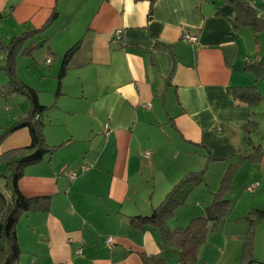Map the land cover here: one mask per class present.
I'll list each match as a JSON object with an SVG mask.
<instances>
[{
    "label": "crops",
    "instance_id": "1",
    "mask_svg": "<svg viewBox=\"0 0 264 264\" xmlns=\"http://www.w3.org/2000/svg\"><path fill=\"white\" fill-rule=\"evenodd\" d=\"M244 1L264 23V0ZM234 17L229 0H0L1 39L45 27L46 57L57 61L79 44L61 80L54 77L56 89L31 87L45 107L40 121L51 152L25 167L18 181L34 209L16 223V264H143L142 256H159V232L135 229L129 219L150 215L186 173L200 171L205 150L214 160L205 181L174 214H204L211 201L204 204L202 193L209 201L217 191L211 167L218 179L236 164L235 179L257 183L251 194L258 190L264 200V77L245 69L247 61L264 58L258 42L264 32L252 41L253 32L234 27ZM186 33L197 35L195 45L183 42ZM7 81L0 78V92ZM246 87L262 95L255 108L235 96ZM17 95L0 93V132L30 111L27 98L21 95L24 106ZM250 118L259 130L251 141L261 149L258 161L248 159L252 148L244 142ZM29 145V130L21 128L1 142L0 155ZM83 164L90 168L71 179ZM0 192L9 197L2 177ZM36 199L46 200L47 210ZM226 199L230 211L215 236L219 244L204 248L200 264L224 262L228 240L244 242L240 219L264 209L253 205L230 219ZM261 227L264 221L255 226L253 260L264 262V252L257 255L264 248Z\"/></svg>",
    "mask_w": 264,
    "mask_h": 264
},
{
    "label": "trees",
    "instance_id": "2",
    "mask_svg": "<svg viewBox=\"0 0 264 264\" xmlns=\"http://www.w3.org/2000/svg\"><path fill=\"white\" fill-rule=\"evenodd\" d=\"M235 10L234 27H249L255 40L258 34L264 32V23L256 17V10L244 0H229ZM45 30L27 29L9 39L7 43L0 38V51L4 54V63L1 68L8 77L7 84L0 92L2 94H20L27 98L30 111L21 120L0 132V144L10 134L21 128H27L30 135V145L27 148L13 150L0 155V164L4 165L3 174L6 190L9 197L0 192V264H16L20 256L15 227L19 216L34 209L33 200L23 197L18 189V181L22 177L25 167L41 161L51 149L45 145L43 137V124L40 118L45 111L38 101L37 91L26 83L18 80L15 73L16 61L19 57H29L31 53L44 46L47 42ZM79 44L70 48L61 59L57 81H60L69 60L77 51ZM52 61L46 63L47 58ZM57 58L48 55L44 65L50 66ZM245 69L250 70L256 77H264V58L254 62L249 60ZM235 96L242 102L255 108L260 100V95L254 87L236 88ZM244 142L250 145L251 155L258 161L262 156L260 147L252 146V136L259 133L255 119L250 118L242 127ZM53 150V149H52ZM205 165L200 171L186 173L181 180L167 193L164 200L153 209L148 216H136L129 219L131 227L144 231L147 228L157 230L161 237L159 256H142L143 264H200L199 252L207 241L212 231H219L230 211V202L226 199L233 178L238 170L236 164L230 165L224 172L216 192L212 193L211 203L206 207L202 216L192 218L185 226L170 229L168 222L174 217L175 210L184 205L193 189L205 181L208 165L213 160L209 150H205ZM256 161V162H257ZM40 209L47 210L48 202L36 199ZM43 202V203H42ZM43 207V208H42ZM240 220L245 224V237L240 257V264L253 262V237L255 226L259 221H264V209H251Z\"/></svg>",
    "mask_w": 264,
    "mask_h": 264
},
{
    "label": "rangeland",
    "instance_id": "3",
    "mask_svg": "<svg viewBox=\"0 0 264 264\" xmlns=\"http://www.w3.org/2000/svg\"><path fill=\"white\" fill-rule=\"evenodd\" d=\"M259 2L262 0H258ZM260 39H259V45H264V35L261 36V34H259ZM262 39V40H261ZM3 41H5V43H7L9 41V39L6 37V39H3ZM252 41H255L254 35H253V39ZM260 45V46H261ZM264 47V46H262ZM46 57V46H42L41 48H38L36 50H34L31 53V56L29 57H19L16 61V67H15V73H16V77L18 78V80L28 84V86L33 87L35 89L38 90H49L55 87L56 89V80L54 79V77L58 74L59 71V67H60V63L61 60L59 61H54L51 65V67H48L46 65H43L44 60ZM4 63V54H2V52L0 51V78L3 79V77L8 80V77L6 75V73L4 72V70L1 68V66ZM261 83L259 82L257 85H260ZM259 91V90H258ZM257 91V92H258ZM45 96H47L45 94ZM262 97V95H260ZM16 98H18V100H20V104L24 105L27 104V100L25 97L21 96L20 94H18L16 96ZM11 108H13L12 104L10 105ZM256 108V111L258 113V110L260 111V109ZM13 110H17V107H15ZM264 128V122H261L260 125V130ZM264 133V132H262ZM261 134V133H260ZM264 136V135H262ZM203 164L201 165V169L202 167L205 165V161H202ZM218 165V164H217ZM213 167H211L209 169L208 172H210V175H213L215 181L217 180V183H215L213 185L214 189H218L222 176L225 172H223L221 178L217 179V176L219 175L218 173H215V171H213L214 169H212ZM240 170H237L235 176H237V174H240L239 172ZM235 176L233 178V181L235 179ZM233 186H231V190L230 192L227 193L228 197L232 200V214H230V219H235L238 218L240 216H242V212L244 210H246L248 207L251 206H264V200H262V198H260V196L258 195V190L256 191L255 195L253 196L251 193V191H249L248 189L250 187L255 186L254 190L257 188V183H253L250 186L247 185H242V179L239 176L237 179H235L234 182H232ZM217 185V186H215ZM253 190V191H254ZM249 193H248V192ZM203 195V203H209L211 201V199L208 201L207 195L206 193H202ZM208 201V202H207ZM192 204H190L188 207H191ZM182 210H186V209H179V213L178 214H174V217L170 220V223L172 224V226L170 227H176L178 226H185L192 218L196 217V214H180V212H182ZM169 223V222H168ZM174 225V226H173ZM260 228V227H258ZM261 230H264L260 229ZM218 232L217 231H212L208 238L207 241L205 242V244L201 247L200 252H199V259L202 258V254L204 251V248L207 247L209 248L212 245H215L218 241L216 239L215 236H219L216 235ZM229 247L225 252V260L224 262H220V264H238V258L240 257V252H241V247L243 244V239L241 237H234L233 239H229ZM261 243H262V238H261ZM219 244V242H218ZM219 249L221 248V246L218 247ZM262 252H264V248H261V250H257V255H260L259 257H262ZM204 256V255H203ZM203 259V258H202ZM175 264V263H174ZM251 264H264V262L261 261H254Z\"/></svg>",
    "mask_w": 264,
    "mask_h": 264
},
{
    "label": "built area",
    "instance_id": "4",
    "mask_svg": "<svg viewBox=\"0 0 264 264\" xmlns=\"http://www.w3.org/2000/svg\"><path fill=\"white\" fill-rule=\"evenodd\" d=\"M120 33H121L120 30H117V31L115 32V36H116L117 39H119ZM182 40H183V42L186 43V44L195 45V44L197 43V35L186 33V34L183 35V39H182ZM51 61H52V59H51L50 57H48L47 60H46V63H50ZM143 156H144L145 159H149L150 154H149V152H145V153L143 154ZM89 168H90L89 165H87V164H83V165L80 167V170H79V171H73V172H71L70 175H69V177H70L71 179H74V178H76V176H77L78 173L85 172V171H87ZM254 188H255V186L250 187L248 190L251 191V192H253ZM106 243H107V245L109 246V248H112V247H113V244H114V243H113V239H112V238H107Z\"/></svg>",
    "mask_w": 264,
    "mask_h": 264
}]
</instances>
